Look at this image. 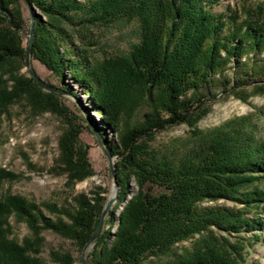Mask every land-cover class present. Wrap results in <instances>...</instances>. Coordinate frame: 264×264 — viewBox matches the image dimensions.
Returning <instances> with one entry per match:
<instances>
[{
	"label": "trees",
	"instance_id": "16d2710c",
	"mask_svg": "<svg viewBox=\"0 0 264 264\" xmlns=\"http://www.w3.org/2000/svg\"><path fill=\"white\" fill-rule=\"evenodd\" d=\"M21 1L0 0V125L21 102L37 114L68 112L59 96L21 74L27 54ZM28 1L40 13L32 56L60 80L61 90L82 103L77 87L87 98L91 108L77 109L80 118L87 124L86 114L116 160L117 202L87 264H246L245 248L212 234L260 238L264 222L246 215L264 211V141L226 125L195 133L196 144L177 154L156 150L152 143L168 128H196L208 112V95L217 88L241 96L249 83L264 79V0L244 16L238 11L213 15L221 0ZM119 19L140 28V42L128 56L95 61L76 45L78 27ZM232 64L237 70L230 78L226 72ZM256 84L264 92V83ZM81 128L68 129L59 141L58 165L71 186L93 176L89 148L79 139ZM17 179L0 170V264H77L71 252L57 250L50 252V262L44 261V233L83 252L108 201L106 191L97 188L62 206L36 205L3 193L4 185ZM132 182L136 192L128 199ZM221 200L243 208L203 207ZM13 217L28 228L22 242L11 238ZM187 242L191 247H180Z\"/></svg>",
	"mask_w": 264,
	"mask_h": 264
},
{
	"label": "rangeland",
	"instance_id": "374dc122",
	"mask_svg": "<svg viewBox=\"0 0 264 264\" xmlns=\"http://www.w3.org/2000/svg\"><path fill=\"white\" fill-rule=\"evenodd\" d=\"M85 3V0H78ZM262 0H221L211 13L215 16L228 15L230 11H238L241 16L246 12L257 10ZM21 8L26 22L24 31V48L27 49L30 32V13L23 0ZM36 11V10H35ZM36 13L40 14L38 11ZM85 17L83 13L79 14ZM74 31V28H72ZM72 31V33H74ZM74 34L75 43L79 49L87 50L91 59L102 61L109 58L128 56L133 47L140 42V28L136 22L126 19H119L110 23L96 25L91 28H77ZM264 58V55L261 57ZM226 72L227 77L233 78L236 65ZM31 69L47 84L62 89L63 85L39 60L33 56L31 58ZM26 77H31L26 67L21 71ZM259 84L264 83V79ZM68 85L74 87L71 81H66ZM256 83H249L243 88L241 96H235L230 90L229 94H224L222 88L214 90L208 95L205 108L207 114L197 123L196 128L188 125H180L166 129L159 133L152 147L156 150L169 153L184 152L196 144L195 133H207L211 130L223 126L233 128H243L252 133L257 139L264 141V92L257 90ZM257 85V84H256ZM82 103L75 98H61L62 105L68 109L65 116L57 113L47 112L42 114L34 113L26 102H21L13 106L4 117L0 125V170L12 173L18 177L13 182L4 185L3 193L19 196L30 203L42 205L44 203L65 205L71 199L80 194H90L97 188L106 191L108 199L115 195L112 176L109 170L108 159L103 149L98 145L92 131L87 129V125L80 118L77 109L90 107L87 98L75 87ZM79 104V105H78ZM96 120L97 115L92 114ZM85 117V116H84ZM86 118V117H85ZM87 122V120H86ZM81 126L80 142L88 147V161L93 171V176L74 186L68 185L67 176L62 173V168L58 165L60 158L59 141L62 135L74 126ZM109 138H114V134L108 131ZM116 160L114 159V163ZM264 190V185H260ZM259 186V188H260ZM136 192L135 183H131L130 199ZM156 192V191H154ZM117 202V201H116ZM116 203L112 206L114 210ZM203 207H213L219 209L239 210L243 205L221 200L203 204ZM124 205L117 210V217L123 210ZM249 218L258 217L264 222V211L256 210ZM11 238L22 242L29 235L28 228L20 219H11ZM109 227L105 226L107 230ZM116 226L112 227V233ZM213 238L218 241L225 240L237 249L245 248L246 264H264V229L257 232V237L251 234H242L238 237H229L223 232L213 230ZM45 245L40 257L50 262V252L52 250L71 252L77 260V264H82V252H80L71 242L61 237L45 232ZM259 239V240H257ZM180 247H191V243H183ZM90 249L87 254L91 251Z\"/></svg>",
	"mask_w": 264,
	"mask_h": 264
},
{
	"label": "water",
	"instance_id": "95a60500",
	"mask_svg": "<svg viewBox=\"0 0 264 264\" xmlns=\"http://www.w3.org/2000/svg\"><path fill=\"white\" fill-rule=\"evenodd\" d=\"M24 4L26 5V7L29 10L30 13V32H29V42H28V47H27V54H26V69L29 71V74L31 76V78L36 82V84L42 88L44 91L48 92V93H52L55 94L57 96H59L60 98H74L72 97L69 93L56 88L52 85H49L47 83H45L32 69H31V58H32V49H33V42H34V34H35V18H36V11L35 8L33 6L30 5L28 0H23ZM80 103V102H78ZM79 105V104H78ZM84 111V110H83ZM86 113V111H84V114ZM85 119L87 120V124L90 128V130L92 131L98 145L103 149L107 159H108V163H109V170L112 176V180H113V185L115 188V195L108 199L103 213L101 215L100 221L96 227V230L93 234V236L91 237L89 243L86 245V247L84 248L83 252H82V259H81V263L82 264H87V260H86V253L93 248L95 242L97 241L99 235L101 234V231L104 227L105 224V220L108 216V214L111 211L112 206L116 203L117 198H118V194H119V188H118V184H117V174H116V168H115V163H114V158L112 157V154L110 153L109 149L107 148V144H106V140H104V138L101 136L99 130L95 127V125L92 123V121L86 116L85 114Z\"/></svg>",
	"mask_w": 264,
	"mask_h": 264
}]
</instances>
